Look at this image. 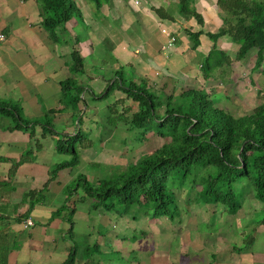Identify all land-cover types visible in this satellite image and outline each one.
Listing matches in <instances>:
<instances>
[{
  "label": "crops",
  "instance_id": "crops-1",
  "mask_svg": "<svg viewBox=\"0 0 264 264\" xmlns=\"http://www.w3.org/2000/svg\"><path fill=\"white\" fill-rule=\"evenodd\" d=\"M191 5L201 18L180 13L179 0H132L129 4L117 0V12L132 15L122 28L113 27L108 20L94 21L93 15L92 34L96 39L91 44L92 53H83L86 63L88 59L92 63L89 67L85 63L86 73L80 78L84 88L81 102L86 99L85 89L92 88L87 80L97 81L101 76L98 82L107 81L109 85L116 79L115 71L124 66L125 74H135L137 83L146 79L158 90L199 80L203 61L214 47L230 49L235 42L229 36L217 40L211 37L223 25L216 1L191 0ZM166 10H174V14ZM42 21L38 0H0V34L5 35L0 44V102L18 107L24 121L29 122L19 123L21 128L17 129L12 119L0 115V264H64L75 246L69 236V220L56 212L67 199V188L85 170L82 149L83 164L80 161L74 169L76 175L66 170L54 179L52 174L57 164L69 158L58 151V140L79 132L75 115L84 112L81 102H62V83L72 77L70 63L58 52ZM163 28L176 38L171 47ZM99 31L103 34L95 33ZM101 57H108L111 63L99 71ZM88 71L94 76L89 78ZM111 71L112 77L107 79ZM93 121L87 124L93 125ZM14 162H19L15 168ZM30 191L43 193L42 200L32 207L25 201ZM81 192L79 189L70 202L76 209L74 216L83 215L84 227L79 235H94L97 223L89 217L90 203ZM28 218L34 225L25 228L23 222ZM77 221L75 217V226ZM169 221L171 227L182 221L183 227L175 225L176 229L164 228L152 236L138 237L133 248L118 247V239L127 242L128 238L108 234L99 241L101 246L97 242V252H87L88 257L77 255L75 264H264V228L259 230L258 238L251 240L255 250L244 251L243 247L236 248L238 243L233 242L235 236L230 232H208L212 230L208 225V229L198 230L199 225L192 228L190 220L181 216Z\"/></svg>",
  "mask_w": 264,
  "mask_h": 264
},
{
  "label": "trees",
  "instance_id": "trees-1",
  "mask_svg": "<svg viewBox=\"0 0 264 264\" xmlns=\"http://www.w3.org/2000/svg\"><path fill=\"white\" fill-rule=\"evenodd\" d=\"M179 1L180 13L201 18L190 7L191 0ZM93 2L96 8L101 7L100 0ZM217 2L225 14L222 16L224 21L211 37L217 40L220 36H229L239 43L237 60L256 51L253 71L264 73V0ZM38 3L42 26L48 36L56 45H66L70 51L72 77L62 83V102L66 104L73 99L79 103L84 89L80 78L86 73V57L79 47V37L73 34V38L67 39L63 33L80 14V8L73 0H38ZM216 50L214 47L202 65L206 78L220 63L212 62ZM114 77L116 79L103 93L95 94L96 100L110 99L116 89L125 95L107 108L105 121L111 126L124 122L131 130H141L140 141L149 140L152 133L160 136L164 143L151 153L140 155L132 166L117 171L116 175L105 174L110 178L104 176L91 182L80 174L77 184L67 188V199L56 212V215L65 213L68 216L70 234L74 233L76 213L70 202L81 188L84 199L91 200L90 215L92 211L100 213L97 218L102 212L109 215L116 212L121 219L128 218L139 208L153 218L165 216L176 220L182 210L179 193L185 188L187 194L200 193L207 206L214 205L216 210L231 215L241 209V196L237 193L240 183L249 187L251 201L254 196L264 202V103L246 115L236 116L217 106L205 88L183 89L178 95L168 94L150 85L146 79L137 83L132 75L125 74L123 68L116 70ZM89 90L93 89L90 87ZM125 100H132L137 105L138 109L131 117L127 115V109L123 112L118 109ZM0 115L12 119L17 129L21 128L19 123L29 124L24 121L20 109L8 102H0ZM94 142L91 137L84 138L81 131L58 140V151L69 158L55 166L53 178L62 171L75 169L81 161L80 150L91 148ZM18 164L14 162V168ZM41 196L42 191H30L25 195V201L32 207L42 200ZM90 217L95 219L92 215ZM97 246L95 244L92 248ZM93 250L88 248V254ZM77 255L74 246L64 264H75Z\"/></svg>",
  "mask_w": 264,
  "mask_h": 264
},
{
  "label": "rangeland",
  "instance_id": "rangeland-1",
  "mask_svg": "<svg viewBox=\"0 0 264 264\" xmlns=\"http://www.w3.org/2000/svg\"><path fill=\"white\" fill-rule=\"evenodd\" d=\"M116 1L117 0H100L101 7L96 8L97 6L93 0H73V2H75L80 8V14L69 23L63 33L64 37L70 39L73 38V34L77 35L80 39L79 47L82 46L84 50L82 53H92L91 44H93L96 39L92 34V29H94V27H92L91 24L94 25L95 23L91 18L93 15L95 17L94 21L108 20L110 22L109 24L115 28H122V26L130 19V16H132L131 14L128 16L119 14L115 6ZM124 1L129 4L132 0ZM215 1L217 2V0H214V3ZM85 4L86 6L83 7ZM190 7L195 9L197 14H200L194 5H191ZM216 9L220 11L221 20L224 21L222 16L225 14L221 12L218 5ZM166 11L168 13L174 12V10ZM113 15H118L119 17L114 18ZM95 28H98V26L96 25ZM95 33L98 35L103 34L100 31ZM95 44L97 49L98 45L97 43ZM56 46L58 48V52L64 55L65 59L71 61L70 51L67 50L68 48H66V45L62 44ZM239 47L240 44L235 42L230 49L228 46L225 50L224 48L221 49L224 52L223 55H221L222 51L217 47V50L214 52L216 56H214L215 59H213L212 62L213 64L216 61L220 63L212 70L213 72L210 73L209 78L204 76V71L202 70L200 79L194 81L196 85H193V81L191 83L181 82L180 85L178 83L176 88L170 86L166 87V89L162 88V90H166L165 92L168 94H180L183 89H188V87H184L185 85H188L189 87L197 86L198 88H206V90L211 93L215 104L220 108H224L236 116H242L250 113L258 105L264 103V73L260 71H253V67L256 63V51H252L244 59H236V51ZM224 56H226L228 60L225 59ZM220 57H222V59H220ZM205 61L206 59L203 62L205 63ZM91 63L92 61L88 59L86 65L89 67V64ZM109 63H111V61L108 57L104 59L101 57L99 64L97 65V69L100 71L101 67L109 68ZM126 70L127 67L124 66L123 71L126 72ZM112 74L113 71L108 73L107 79H110ZM86 75L90 76L89 78L94 76L90 73V71H88ZM96 77L97 76H95V78ZM132 77L136 78L135 74H133ZM174 77L178 80L181 78L176 76ZM100 78L101 76L97 78V81H95L94 78L86 81L87 86H92L91 89L93 90L90 91L88 89L89 87L85 89L86 99L81 102L84 115L80 113L75 115L77 129L82 132V136L84 138L91 137L95 139L94 145L98 147L97 150H94V146H92L91 148L82 149L81 151L84 153V164L81 161V164L85 167H83L85 169L83 170V174L93 182L103 178L105 174L116 175L118 173L117 171H121L125 167L127 168L128 166H132L140 155L151 153L164 143V140L160 136L153 135L152 133L148 136L152 138H148L149 140L146 141H140L139 138L141 137V130L136 128L131 130L124 122L119 123V126L111 127L108 122L106 123L103 121L105 114L107 113V108L111 105V103L117 99L125 97V95L122 91L116 89L110 99L96 100L95 94L103 92L109 83H106L107 81L98 82ZM103 79L104 77H102L101 80ZM80 83L82 85L83 81L81 80ZM161 85L162 83L159 84V86ZM118 109L120 112H123L124 110L126 111L127 109V115L131 117V115L138 108L132 100H125L118 105ZM50 115L54 120L55 118L53 117V114ZM68 117L71 119V115ZM88 120H94L93 122L95 123L93 125L90 122L87 124ZM86 127L88 128L86 129ZM90 127L93 128L90 129ZM106 140H108L109 143L108 145L105 143L104 146V142ZM73 171L75 173L74 175H76L77 171L74 169ZM108 177L109 176H105V178ZM71 184L72 186L76 185L77 178H75ZM185 189L179 193V203L182 207L181 217L182 219L188 218L192 228L195 225H199L198 230L204 231L205 229H208V225L212 228V230L208 229V232H216L217 234L230 232L235 236V239L232 236V239H234L233 242H236V244L238 243L237 247L234 245L237 249H241V247H243L244 251H247V249H252L253 251L255 250V246L252 247L251 240L258 238L260 236L259 230L262 231L264 228V202L253 196V188L251 191L254 200L251 201L252 199L250 198L251 192L249 187H246L244 183L237 185V193L241 196L240 202L242 204L241 209L233 215L229 214V212H220V210H216L214 205L207 206L205 204V200L200 197V193L197 191H194V194L193 192H189L191 194L190 195L185 192ZM81 191L83 194V188H81ZM196 198H198V200H196ZM87 202L90 203L91 200ZM62 215L66 216L65 213ZM91 215L95 217V219L91 218L93 219L92 221L97 223V225L95 227L94 235L87 236L79 235V229L84 227V219H82L83 215L81 216L79 214V216H74V218L77 217L78 223L75 226V232L72 234L69 233V236L72 237V241L75 243L78 251V258L83 255L87 256L88 248L94 249L91 254L97 252L95 248H92V246L97 244V242L101 246L102 244H100L99 241L106 239L108 234L112 235L114 238L116 236H119V238H128L126 239L127 242H123L121 239H118V247L122 248L125 246V248H133L137 245V242L135 241L138 237L145 238L147 235L152 236L155 233H159V230L171 227L169 226L171 222L165 216L153 218L144 210L139 208L135 209L131 213L130 217L122 219L116 212H113L111 215L102 212L100 218H102L103 222H101L102 220H100V218H97L100 216L99 212L92 211ZM182 223V221L175 222L171 228H174L175 225L183 227L181 225ZM255 227L258 230L257 232L255 231ZM101 248L103 249V247Z\"/></svg>",
  "mask_w": 264,
  "mask_h": 264
},
{
  "label": "built area",
  "instance_id": "built-area-1",
  "mask_svg": "<svg viewBox=\"0 0 264 264\" xmlns=\"http://www.w3.org/2000/svg\"><path fill=\"white\" fill-rule=\"evenodd\" d=\"M162 31H163V33L167 34V35L170 37V40H169V43H168V47L173 46V44H174V42H175V39H176L175 36L172 35V34L170 33V31H169L167 28H163ZM4 41H5V35L0 34V44H1L2 42H4ZM23 224H24V227H25V228H29V227H31V226L34 225V221H33L32 218H28V219H26V220L23 222Z\"/></svg>",
  "mask_w": 264,
  "mask_h": 264
}]
</instances>
